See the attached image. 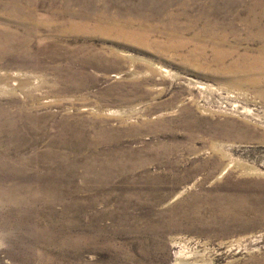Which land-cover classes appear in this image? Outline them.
I'll list each match as a JSON object with an SVG mask.
<instances>
[{
  "label": "rangeland",
  "instance_id": "374dc122",
  "mask_svg": "<svg viewBox=\"0 0 264 264\" xmlns=\"http://www.w3.org/2000/svg\"><path fill=\"white\" fill-rule=\"evenodd\" d=\"M0 264H264V0H0Z\"/></svg>",
  "mask_w": 264,
  "mask_h": 264
},
{
  "label": "bare ground",
  "instance_id": "6f19581e",
  "mask_svg": "<svg viewBox=\"0 0 264 264\" xmlns=\"http://www.w3.org/2000/svg\"><path fill=\"white\" fill-rule=\"evenodd\" d=\"M260 63V61L258 60L257 61V63L256 62H254L253 64H250L249 66H248V69L249 70H251V71H253V73H256L257 71H259V64ZM259 68V69H258Z\"/></svg>",
  "mask_w": 264,
  "mask_h": 264
}]
</instances>
